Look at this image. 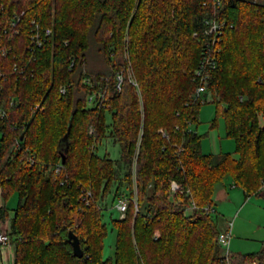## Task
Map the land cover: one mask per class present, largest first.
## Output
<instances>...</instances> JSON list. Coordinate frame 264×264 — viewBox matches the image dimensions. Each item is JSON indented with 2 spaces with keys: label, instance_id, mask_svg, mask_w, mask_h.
<instances>
[{
  "label": "trees",
  "instance_id": "obj_1",
  "mask_svg": "<svg viewBox=\"0 0 264 264\" xmlns=\"http://www.w3.org/2000/svg\"><path fill=\"white\" fill-rule=\"evenodd\" d=\"M204 1L0 0V46L10 47L0 66V188L5 200L18 197L7 232L15 264L264 262V241L259 252L226 259L214 208L215 190L229 178L246 197L264 192V0ZM212 15L224 24L207 98L234 154L203 152L190 128L207 100L194 98L193 72L206 43L203 19ZM36 32L43 43L32 51ZM14 63L23 74L10 71ZM92 92L104 94L100 106H87ZM107 138L119 146L117 161L96 154ZM115 162L125 168L115 198L126 183L129 202L112 219L111 261L102 256L107 227L98 203Z\"/></svg>",
  "mask_w": 264,
  "mask_h": 264
},
{
  "label": "rangeland",
  "instance_id": "obj_2",
  "mask_svg": "<svg viewBox=\"0 0 264 264\" xmlns=\"http://www.w3.org/2000/svg\"><path fill=\"white\" fill-rule=\"evenodd\" d=\"M87 106L90 107L89 105ZM215 119V125H212ZM106 120L107 123L111 122L109 114L106 116ZM198 122V124H192L190 128L202 136L201 149L203 152H230L234 154L235 142L232 138L226 136L224 119L221 114H218L217 106L211 102L210 98H207L206 102L201 104ZM96 148V154L101 157L106 156L115 161L120 157L119 146L112 138L103 139L100 144L96 143ZM115 163L117 173L115 180L104 198L98 203L103 209V218L107 227L103 240L102 256L105 259H111V261L114 259L117 239V230L112 224V219L120 218V212L115 207L118 199L115 198V192L118 182L122 181L121 179L125 172L123 164L118 165V162ZM226 182L230 199L228 201L224 199L217 200L214 193V202L218 212L220 228L226 230L229 226L231 229L228 250L230 253L241 254L259 252L262 249V242L264 241V200L255 196L245 199L242 190L237 186H232L230 178ZM124 184L120 188L123 190L120 191L121 194L123 192V195L118 193L120 197L124 195L127 197L129 194L128 185ZM7 200L9 208L16 207L18 202L16 194H13Z\"/></svg>",
  "mask_w": 264,
  "mask_h": 264
},
{
  "label": "built area",
  "instance_id": "obj_3",
  "mask_svg": "<svg viewBox=\"0 0 264 264\" xmlns=\"http://www.w3.org/2000/svg\"><path fill=\"white\" fill-rule=\"evenodd\" d=\"M252 1L262 2V0H252ZM222 2L223 0H205L203 2V5L208 6L209 4H211L212 6L213 5L219 6L221 5ZM17 20L18 18H14V19H11L10 21V26L11 28L14 29L13 31L14 34L17 33V29L15 28ZM223 24H224V21H218L214 15L203 19V26H204L203 34L206 35V43L202 51L201 57L198 61V64L193 72V78L197 82V86L194 90L195 99H199V98L207 99V84H208V80L210 78L211 72L216 68V65H217L216 58H217V53L219 52V48H217V45H218V41H220L221 29H222ZM49 33H50V30L46 29V34H49ZM193 35L195 36L197 35V33H194ZM42 43H43V39H41V37L39 36L37 32L31 35L30 49L32 51L35 50V48L41 47ZM9 50H10V47L0 46V66L2 64L1 61L7 57ZM24 70L25 68H23L22 66L20 67L16 63L10 65V71L12 73H17V75L23 74ZM1 76L6 77L4 71L0 69V77ZM122 81H123L122 75L120 73L116 74L115 86L118 91L121 89ZM86 82L90 84L89 80H87ZM131 82L135 84L134 81H131ZM60 90L61 92L65 91L64 88H61ZM103 96L104 94L101 92L90 93L87 98L88 105L100 106L101 102L103 101ZM13 103H14V99L12 98L10 100V104L12 105ZM4 114H5L4 109L0 107V118L3 117ZM133 201L135 202V199H133ZM87 202H88V199L86 200V203ZM128 202L129 200L127 197H120L117 199L115 207L120 212V218L124 217ZM206 209L211 212L213 211L212 208H206ZM230 238H231V229L229 226L227 227L226 230L220 232L217 237L218 244L223 249L224 256L226 257V259L228 258V255L230 253L228 250ZM8 244H10L9 235L4 229L0 228V245H8ZM250 264H264V262L258 263L254 261Z\"/></svg>",
  "mask_w": 264,
  "mask_h": 264
},
{
  "label": "crops",
  "instance_id": "obj_4",
  "mask_svg": "<svg viewBox=\"0 0 264 264\" xmlns=\"http://www.w3.org/2000/svg\"><path fill=\"white\" fill-rule=\"evenodd\" d=\"M227 180H225L223 183L219 184L215 190V197L218 199H224L225 201H228V199H230L229 193L227 191ZM232 184V186H234V184L232 183V181L230 182ZM241 189V188H240ZM242 190V189H241ZM234 191V190H233ZM243 192V191H242ZM244 195V192H243ZM255 196L256 198H262L264 200V192L261 195H252ZM252 196H245L244 198H250ZM12 197V195H11ZM7 199L5 200L2 196L1 193V188H0V208H4V217L0 218V228L4 229L6 232L9 231L10 228V220L13 216V207L9 208L7 206ZM214 208H215V202H214ZM215 211L218 215V212L215 208ZM0 264H15L14 261V249L13 246L11 244L8 245H0Z\"/></svg>",
  "mask_w": 264,
  "mask_h": 264
},
{
  "label": "water",
  "instance_id": "obj_5",
  "mask_svg": "<svg viewBox=\"0 0 264 264\" xmlns=\"http://www.w3.org/2000/svg\"><path fill=\"white\" fill-rule=\"evenodd\" d=\"M205 96V95H204ZM62 161H63V157H62ZM68 241L72 247V253L75 257H82L83 256V251L80 247V242L79 239L77 238V236H75L73 233H69L68 234Z\"/></svg>",
  "mask_w": 264,
  "mask_h": 264
}]
</instances>
